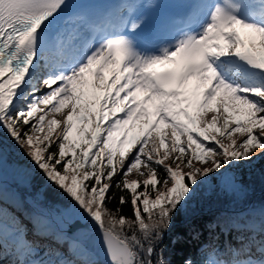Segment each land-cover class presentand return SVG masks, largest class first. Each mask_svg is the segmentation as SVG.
Instances as JSON below:
<instances>
[{"label": "snow or ice", "instance_id": "obj_1", "mask_svg": "<svg viewBox=\"0 0 264 264\" xmlns=\"http://www.w3.org/2000/svg\"><path fill=\"white\" fill-rule=\"evenodd\" d=\"M70 5L0 0V161L8 138L93 227L106 264H167L174 214L210 175L264 153V0ZM48 223L37 212L21 233L0 217V248L10 237L16 264H98L80 245L30 258L29 233ZM247 231L182 264H264V219Z\"/></svg>", "mask_w": 264, "mask_h": 264}, {"label": "trees", "instance_id": "obj_2", "mask_svg": "<svg viewBox=\"0 0 264 264\" xmlns=\"http://www.w3.org/2000/svg\"><path fill=\"white\" fill-rule=\"evenodd\" d=\"M259 159L256 160L255 169H252L251 163L234 166L236 175L242 180V187L245 188V191H240V193H236V191L227 192L224 188H219V174L210 175L196 189L188 204L174 214L172 225L164 234L160 245L164 248V259L167 264H182L184 259L188 257H191L194 261L200 260L201 253L208 249L210 245L199 248L198 243H208L209 239L213 238L214 247H217L223 240L224 233L229 234L230 229L237 221L243 222L247 230L250 228V222L254 226L258 225V228L260 227L261 222L255 218V215L250 212L237 214L234 211L249 202L253 203L254 206L264 207V153H261ZM30 186L33 192H41L42 201L50 207L69 202L63 195L58 193L54 186L44 179L37 169L30 180ZM112 191H116V189L113 188ZM22 203L26 209L27 205L23 199ZM107 207L113 210L116 209L119 207L118 200H111ZM122 211L123 214L130 215L129 205H124ZM25 215L14 214L12 216L21 233H23L21 220ZM245 232L248 233V231ZM38 239L39 244L36 250L39 254L30 257L32 259L54 260V258L59 257L67 246L65 240L57 244L48 241L47 237ZM96 261L98 264H105L99 260Z\"/></svg>", "mask_w": 264, "mask_h": 264}, {"label": "rangeland", "instance_id": "obj_3", "mask_svg": "<svg viewBox=\"0 0 264 264\" xmlns=\"http://www.w3.org/2000/svg\"><path fill=\"white\" fill-rule=\"evenodd\" d=\"M49 115H52L51 113L49 114ZM57 119H60V115L59 114H57ZM163 127V126H162ZM169 133H170V129H168L167 130ZM153 135H155V133L153 134ZM233 138H235V139H237V140H239L241 137H240V133H234L233 134ZM223 142L224 143H228L229 142V140H228V138L227 137H225L224 139H223ZM151 146V141L149 142V145L148 146H146V147H150ZM3 150H5L6 151V153H7V155H8V158L10 157L11 159V163L12 164H14L16 167H17V178H16V182L18 183V184H24V182L27 180V178H28V175H29V172H32L33 170H34V167H33V165L30 163V161H28V159L23 155V153H22V150L21 149H19V148H17L12 142H11V140L10 139H8V138H5L4 139V141H3ZM162 152H163V149L161 150ZM259 150L257 149V152H258ZM261 155V154H260ZM256 160H260L259 158H256V159H254L253 160V162H251V166H252V169H255L256 168V164H257V161ZM167 162V161H166ZM178 162V161H177ZM198 166H200V165H198ZM142 167V166H141ZM173 167H175V165H173ZM234 167V166H233ZM189 169H184V171H188ZM71 175V172H69V176ZM138 177H137V175H136V172H135V170H133V172L132 173H130L129 175H128V177H127V179H129V180H131V179H137ZM140 179H143V178H140ZM236 179L239 181V182H241V180H240V177L238 176H236ZM222 187H225V188H227V189H229L227 186H225V185H223L222 184ZM232 188V187H231ZM237 187H235V189H236ZM37 197H39L38 195H35V196H31V195H29L28 194V196H26V201L27 202H29L30 204L31 203H33L32 204V207L34 206V205H36V206H38V207H40L41 209H42V207L41 206H43V204H42V202H41V200H40V198H37ZM0 201L1 202H6V204L5 205H8V207H6L5 205H1L0 204V210H2V211H0V217H2V215L3 216H5L6 215V217L7 218H9V220H10V213L11 212H13L14 211V213H18V211L16 210V209H14L13 208V206H15V204H16V201L14 200V197H11V198H6V197H4V196H1L0 197ZM18 201V200H17ZM44 207V206H43ZM19 210V209H18ZM44 210V209H43ZM45 211H49L47 208H46V210ZM19 212H20V210H19ZM57 212H59V211H57ZM57 212H52L54 215H59L60 213H57ZM18 215V214H17ZM61 215V214H60ZM8 220V219H7ZM61 228V227H60ZM243 235V234H242ZM245 237H246V235H243V239H245ZM234 238V240H232L231 241V239H232V237L230 238V239H228L227 240V242H225V246H228L229 244H235V243H233L234 241H235V237H233ZM6 243H8V240H7V242ZM5 245H7V244H5ZM8 246V245H7ZM10 247H12V246H10ZM3 248H5V247H3ZM13 248V247H12ZM6 249V248H5ZM223 249V248H222ZM13 250H14V255L12 256V258H11V260L9 261V262H7L6 264H12L14 261H16V259H17V254H16V252H15V249L13 248Z\"/></svg>", "mask_w": 264, "mask_h": 264}, {"label": "water", "instance_id": "obj_4", "mask_svg": "<svg viewBox=\"0 0 264 264\" xmlns=\"http://www.w3.org/2000/svg\"><path fill=\"white\" fill-rule=\"evenodd\" d=\"M65 230L69 237L83 243L87 248L94 252L100 260L106 262L102 251H100L98 234L91 225L75 219L66 226Z\"/></svg>", "mask_w": 264, "mask_h": 264}, {"label": "bare ground", "instance_id": "obj_5", "mask_svg": "<svg viewBox=\"0 0 264 264\" xmlns=\"http://www.w3.org/2000/svg\"><path fill=\"white\" fill-rule=\"evenodd\" d=\"M210 113L208 114L209 118H210ZM15 193L14 192H10L7 193L5 195L6 198H11L14 197ZM5 203V202H2ZM50 218L55 221L56 223H59L60 226L65 227V223H67L69 220H71L68 217H61V216H57L54 214H49ZM237 240H241L239 238H236L235 241L233 243H236ZM5 248H0V252L3 253L2 256H0V264H6L7 262H9L14 254V250L12 247H9L7 245L4 246Z\"/></svg>", "mask_w": 264, "mask_h": 264}]
</instances>
